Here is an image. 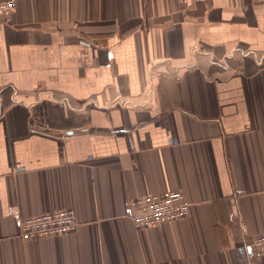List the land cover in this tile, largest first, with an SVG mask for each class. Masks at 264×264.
<instances>
[{"label": "crops", "instance_id": "1", "mask_svg": "<svg viewBox=\"0 0 264 264\" xmlns=\"http://www.w3.org/2000/svg\"><path fill=\"white\" fill-rule=\"evenodd\" d=\"M6 1L0 264H264V0ZM166 192L188 215L136 228ZM65 209L73 232L21 238Z\"/></svg>", "mask_w": 264, "mask_h": 264}, {"label": "built area", "instance_id": "2", "mask_svg": "<svg viewBox=\"0 0 264 264\" xmlns=\"http://www.w3.org/2000/svg\"><path fill=\"white\" fill-rule=\"evenodd\" d=\"M14 8L12 1L0 2V29L3 18ZM82 44L89 46L86 42ZM261 63L264 64V60ZM190 207L183 193L166 192L131 200L127 213L136 228H151L185 218L190 212ZM77 226L74 212L70 209L43 213L18 221L20 236L24 239L62 236L73 232ZM250 247L256 256H264V235L255 238Z\"/></svg>", "mask_w": 264, "mask_h": 264}, {"label": "rangeland", "instance_id": "3", "mask_svg": "<svg viewBox=\"0 0 264 264\" xmlns=\"http://www.w3.org/2000/svg\"><path fill=\"white\" fill-rule=\"evenodd\" d=\"M262 65H264V64H262Z\"/></svg>", "mask_w": 264, "mask_h": 264}]
</instances>
